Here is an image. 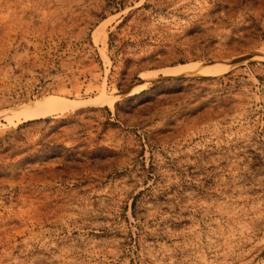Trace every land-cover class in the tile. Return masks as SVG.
<instances>
[{"label":"rangeland","instance_id":"374dc122","mask_svg":"<svg viewBox=\"0 0 264 264\" xmlns=\"http://www.w3.org/2000/svg\"><path fill=\"white\" fill-rule=\"evenodd\" d=\"M0 264H264V0H0Z\"/></svg>","mask_w":264,"mask_h":264},{"label":"bare ground","instance_id":"6f19581e","mask_svg":"<svg viewBox=\"0 0 264 264\" xmlns=\"http://www.w3.org/2000/svg\"><path fill=\"white\" fill-rule=\"evenodd\" d=\"M184 65H182V66H184ZM175 67L176 66H173V67H170L169 69H173ZM179 69H183V67L182 68L179 67ZM102 95L104 96L105 94H102ZM76 102L77 101H74L72 99L64 100L58 96H53L51 98H45V99H42L39 101H34V102L24 106V107H21L17 110H14L13 112L16 113L17 115H22V117L25 120H28V119H33V118L45 116V115H47L51 112H54V111H60V110H64V109L73 107V106L77 105ZM109 103L111 106H113V103L111 101Z\"/></svg>","mask_w":264,"mask_h":264}]
</instances>
